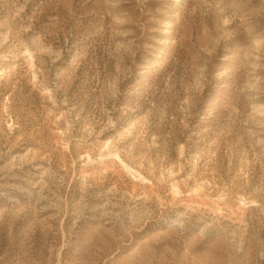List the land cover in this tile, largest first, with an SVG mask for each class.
Wrapping results in <instances>:
<instances>
[{
    "label": "rangeland",
    "instance_id": "1",
    "mask_svg": "<svg viewBox=\"0 0 264 264\" xmlns=\"http://www.w3.org/2000/svg\"><path fill=\"white\" fill-rule=\"evenodd\" d=\"M0 264H264V0H0Z\"/></svg>",
    "mask_w": 264,
    "mask_h": 264
},
{
    "label": "bare ground",
    "instance_id": "2",
    "mask_svg": "<svg viewBox=\"0 0 264 264\" xmlns=\"http://www.w3.org/2000/svg\"><path fill=\"white\" fill-rule=\"evenodd\" d=\"M241 202H243V203H244V201H241Z\"/></svg>",
    "mask_w": 264,
    "mask_h": 264
}]
</instances>
